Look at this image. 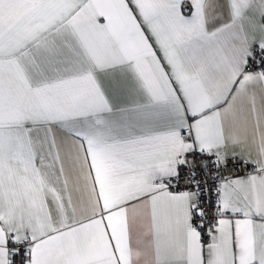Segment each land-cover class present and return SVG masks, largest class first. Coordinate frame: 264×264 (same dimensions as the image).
Segmentation results:
<instances>
[{
    "label": "snow or ice",
    "instance_id": "1",
    "mask_svg": "<svg viewBox=\"0 0 264 264\" xmlns=\"http://www.w3.org/2000/svg\"><path fill=\"white\" fill-rule=\"evenodd\" d=\"M0 264H264V0H0Z\"/></svg>",
    "mask_w": 264,
    "mask_h": 264
}]
</instances>
